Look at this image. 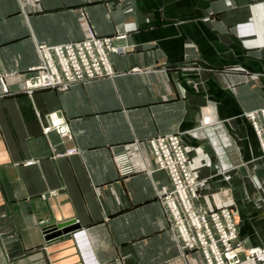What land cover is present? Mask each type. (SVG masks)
Wrapping results in <instances>:
<instances>
[{
  "label": "crops",
  "instance_id": "crops-1",
  "mask_svg": "<svg viewBox=\"0 0 264 264\" xmlns=\"http://www.w3.org/2000/svg\"><path fill=\"white\" fill-rule=\"evenodd\" d=\"M88 26L122 36L117 74L28 93L38 44ZM2 76L0 264H207L164 215L173 183L148 141L168 133L186 145L195 204L232 207L243 245L264 247V154L246 115L264 107V0H0ZM53 111L73 138L44 132ZM70 219L79 228L46 239L44 224Z\"/></svg>",
  "mask_w": 264,
  "mask_h": 264
},
{
  "label": "built area",
  "instance_id": "built-area-1",
  "mask_svg": "<svg viewBox=\"0 0 264 264\" xmlns=\"http://www.w3.org/2000/svg\"><path fill=\"white\" fill-rule=\"evenodd\" d=\"M116 38L122 36H100L94 27L88 26L87 35L81 40L57 45L39 43L40 62L26 72L22 81L24 89L30 94L43 88L67 90L80 82L115 76L117 72L111 54L125 51V47L114 43ZM0 82L8 93L6 77H0ZM246 115L260 138L264 154V107L248 111ZM46 119L45 133L56 131L62 137L73 138L70 125L59 111L48 113ZM148 144L158 169L166 171L173 183V189L160 195V200L164 215L181 245L185 249H199L207 264L264 261V247H246L241 242L239 223L232 207L209 210L195 204V199L199 197L198 180L180 134L158 135L149 139ZM78 152L77 147H72L66 154ZM115 158L122 174L133 172L127 155Z\"/></svg>",
  "mask_w": 264,
  "mask_h": 264
},
{
  "label": "water",
  "instance_id": "water-1",
  "mask_svg": "<svg viewBox=\"0 0 264 264\" xmlns=\"http://www.w3.org/2000/svg\"><path fill=\"white\" fill-rule=\"evenodd\" d=\"M43 231L48 241H55L64 236H68L76 228H79L77 219H70L57 224H44Z\"/></svg>",
  "mask_w": 264,
  "mask_h": 264
}]
</instances>
